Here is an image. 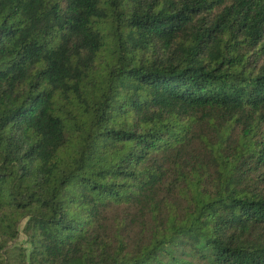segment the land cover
I'll return each mask as SVG.
<instances>
[{"label":"trees","instance_id":"1","mask_svg":"<svg viewBox=\"0 0 264 264\" xmlns=\"http://www.w3.org/2000/svg\"><path fill=\"white\" fill-rule=\"evenodd\" d=\"M0 264H264V0H0Z\"/></svg>","mask_w":264,"mask_h":264},{"label":"rangeland","instance_id":"2","mask_svg":"<svg viewBox=\"0 0 264 264\" xmlns=\"http://www.w3.org/2000/svg\"><path fill=\"white\" fill-rule=\"evenodd\" d=\"M16 243H22V244H26L27 245L26 235L22 231L20 232L19 237L16 240Z\"/></svg>","mask_w":264,"mask_h":264}]
</instances>
